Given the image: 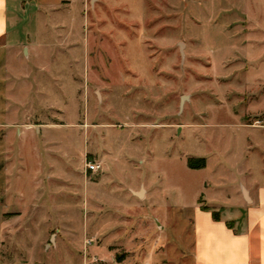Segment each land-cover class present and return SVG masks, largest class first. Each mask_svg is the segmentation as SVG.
<instances>
[{"label": "rangeland", "instance_id": "1", "mask_svg": "<svg viewBox=\"0 0 264 264\" xmlns=\"http://www.w3.org/2000/svg\"><path fill=\"white\" fill-rule=\"evenodd\" d=\"M52 21L29 60L0 51V260L193 264L198 205L264 186V0H79Z\"/></svg>", "mask_w": 264, "mask_h": 264}, {"label": "crops", "instance_id": "2", "mask_svg": "<svg viewBox=\"0 0 264 264\" xmlns=\"http://www.w3.org/2000/svg\"><path fill=\"white\" fill-rule=\"evenodd\" d=\"M97 1V0H93ZM79 0H2L0 3V51L19 50L26 60L35 51L41 35H48L55 26L52 19L55 13L68 10L72 12ZM35 39L31 43L21 40ZM19 52V51H16ZM244 203L238 211H217L198 205L193 215L194 245L193 264H264V186L255 200L251 192L242 185ZM131 192L140 199H146L144 187ZM246 194V195H245ZM219 214V220L213 213ZM101 237L100 234H97ZM0 242L5 238L0 232ZM13 264L2 261L0 264Z\"/></svg>", "mask_w": 264, "mask_h": 264}, {"label": "trees", "instance_id": "3", "mask_svg": "<svg viewBox=\"0 0 264 264\" xmlns=\"http://www.w3.org/2000/svg\"><path fill=\"white\" fill-rule=\"evenodd\" d=\"M188 167L190 169H204L206 167V161L204 159L202 160H191L188 162ZM204 210H207L208 208H203ZM213 218L218 221L219 220V214L213 213Z\"/></svg>", "mask_w": 264, "mask_h": 264}, {"label": "built area", "instance_id": "4", "mask_svg": "<svg viewBox=\"0 0 264 264\" xmlns=\"http://www.w3.org/2000/svg\"><path fill=\"white\" fill-rule=\"evenodd\" d=\"M86 173H97L102 169L101 163H93L86 160L85 162Z\"/></svg>", "mask_w": 264, "mask_h": 264}, {"label": "snow or ice", "instance_id": "5", "mask_svg": "<svg viewBox=\"0 0 264 264\" xmlns=\"http://www.w3.org/2000/svg\"><path fill=\"white\" fill-rule=\"evenodd\" d=\"M0 3H2V0H0Z\"/></svg>", "mask_w": 264, "mask_h": 264}, {"label": "water", "instance_id": "6", "mask_svg": "<svg viewBox=\"0 0 264 264\" xmlns=\"http://www.w3.org/2000/svg\"><path fill=\"white\" fill-rule=\"evenodd\" d=\"M138 196H140V197H141V195H138Z\"/></svg>", "mask_w": 264, "mask_h": 264}]
</instances>
